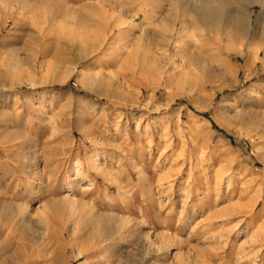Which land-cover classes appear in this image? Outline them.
<instances>
[{
  "label": "rangeland",
  "instance_id": "374dc122",
  "mask_svg": "<svg viewBox=\"0 0 264 264\" xmlns=\"http://www.w3.org/2000/svg\"><path fill=\"white\" fill-rule=\"evenodd\" d=\"M247 1L215 36L192 12L174 28L171 0H0V264H48L62 237L64 264H264Z\"/></svg>",
  "mask_w": 264,
  "mask_h": 264
},
{
  "label": "bare ground",
  "instance_id": "6f19581e",
  "mask_svg": "<svg viewBox=\"0 0 264 264\" xmlns=\"http://www.w3.org/2000/svg\"><path fill=\"white\" fill-rule=\"evenodd\" d=\"M244 1H245L244 2V9H242V11H240L239 14L231 15L228 13V11L230 10L229 6H231L229 4L228 0H174V1L171 0L170 4H171V6H174L176 8V14L175 15H177L176 18L174 19L173 26H174V28H178L179 25L180 26L185 25L186 24L185 22H189L187 20V18L185 17V15H187L188 12H192L193 13V16H192L193 22H196L195 24L198 23V25L202 26L203 28H208L210 30L209 32H211L212 34L215 33V36H217L219 33V32L218 33L216 32V30L220 29V28L218 29V27L224 25V23L226 21L231 22V26H232L231 31H233L231 34H237V35L241 34L242 29L243 28L245 29L246 25L250 24V22H251V10H250L251 9V6H250L251 3H249L247 0H244ZM147 12H144V16L150 15ZM137 16H140V13H137ZM178 16H182L181 19L180 18L178 19ZM260 23H261V21H260ZM225 29L226 28H224V30ZM173 32H174L173 35H176L175 31H173ZM224 33L226 34V31L223 32L222 34L220 33L219 35L222 36ZM229 33H227V34H229ZM224 36L225 37H221L220 39L225 38L226 40H228L227 35H224ZM250 52H252L251 49H250ZM250 56H252V55L250 54ZM259 56H260V54L257 53L256 57H259ZM55 208H56V206H55ZM62 234H63V232H62ZM69 243H65L63 237H62V239H59L57 246L54 248L57 253L55 255H53L50 258L49 262L47 261V263L48 264H64V258H63V255L61 254L62 251H67L69 249L71 250V248L74 246L73 242H72V244L71 243L69 244ZM1 244L2 243L0 242V249L2 246ZM76 254H77V255H75L76 257H78V254L81 257V255H83V250H82V252L80 251L79 253H76Z\"/></svg>",
  "mask_w": 264,
  "mask_h": 264
}]
</instances>
